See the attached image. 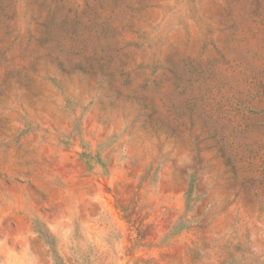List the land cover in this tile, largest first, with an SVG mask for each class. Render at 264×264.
Segmentation results:
<instances>
[{
	"label": "rangeland",
	"instance_id": "obj_1",
	"mask_svg": "<svg viewBox=\"0 0 264 264\" xmlns=\"http://www.w3.org/2000/svg\"><path fill=\"white\" fill-rule=\"evenodd\" d=\"M0 264H264V0H0Z\"/></svg>",
	"mask_w": 264,
	"mask_h": 264
}]
</instances>
